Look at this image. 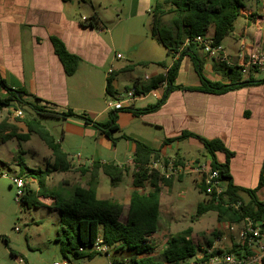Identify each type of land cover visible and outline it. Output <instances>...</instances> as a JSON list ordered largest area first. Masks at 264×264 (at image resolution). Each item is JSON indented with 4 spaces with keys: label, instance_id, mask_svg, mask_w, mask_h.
<instances>
[{
    "label": "crops",
    "instance_id": "1",
    "mask_svg": "<svg viewBox=\"0 0 264 264\" xmlns=\"http://www.w3.org/2000/svg\"><path fill=\"white\" fill-rule=\"evenodd\" d=\"M76 1L0 0V75L11 89H25L29 94L24 95L27 100H32V96H36L57 104L61 109L72 108L77 112L88 113L99 122H108L111 110L106 106L107 99L110 97L106 94V87L110 77H112L115 95H119L135 85L137 80H140V83L148 82L149 80H144L146 75L152 78L167 70L166 66H160L156 62L168 59V63H171L172 60L168 58L167 52L164 59L157 61L145 59L148 65L153 63L156 68L152 72H145L143 76L132 74L133 67H129L132 63L122 60L124 55L116 49L112 36L106 37L104 34L105 26L102 20L98 28L85 25L84 19L90 15L79 16L74 8ZM252 1H249L245 11H242V16L245 18L243 33L233 36L229 44H225V41L222 43L230 60L235 63L241 61L242 57L240 58L239 54L242 42H245L247 51L264 49V0H254V4ZM84 2L89 3L91 0ZM255 12V18L251 19L250 16ZM55 36L65 43L69 51L80 57L78 68L72 75L66 73L64 64L55 51L52 41V37ZM161 45L163 46L162 43ZM164 49L166 50L165 47ZM118 53H121L123 57L117 58ZM201 55L205 76L211 80L228 82L221 71L216 70L218 62L204 51ZM111 67L113 72L109 75L107 72ZM121 72L124 81L122 77H119ZM258 76L264 77L263 74ZM92 84L101 88L100 93L92 92L90 87ZM200 84L194 62L189 55H185L181 59L175 80V85L180 87L170 91L159 107L144 111L150 105L156 104L157 100L143 99L135 101L132 105V109H142L141 114H135L131 109L117 112L119 129L113 133V136L117 138L116 142L94 124L86 123L77 117L52 118L55 120L53 129L59 131L58 140L62 146L67 138L75 136L74 139L77 140L76 136L80 137L77 140V147L81 149L85 145H91L94 149L104 146L118 152L117 142L125 139L126 147L132 153L131 159L125 163L114 162L129 166L133 165L136 148L134 140L142 141L152 148L161 149L162 155L166 158L180 157L182 161L190 159L181 151L182 146L195 144L204 149L199 156L191 158L205 157L204 160L210 161V155L198 137L189 136L168 143H165V139L179 136L184 131L210 140L219 139L231 154L227 156L225 151H217V159L219 162L228 160L234 184L245 189L258 187L257 197L264 201V186H259L261 176H264V82L233 88L223 93L186 88L198 87ZM8 96L9 89L0 84V98ZM6 107L8 106H1L0 111H4ZM2 119L3 117L0 121ZM9 122L15 123L20 132L27 131L25 123L16 121L14 115L9 118ZM125 135L129 138L124 137ZM174 146L176 150L168 153ZM206 155H209V158ZM94 156L92 155L89 163H83L80 154L74 153L77 161L70 160L75 167L87 166L96 160L106 161L96 159ZM16 163L18 164V161ZM84 174L86 181L81 185L87 186L90 173ZM103 175L106 174L101 172L98 177L97 196L102 199L111 196L110 198L125 204L119 197H114L120 193V190L123 192L120 184L117 185L116 191L110 192L101 186ZM184 178L186 177H180L177 180ZM193 179L197 181L195 177ZM30 181L38 182L32 177ZM164 188L168 186H163L161 189V212ZM133 190L131 175L125 198L127 204ZM140 190L147 193L151 187L148 190L146 187ZM241 194L245 200L249 199L246 192L243 191ZM39 197L45 202L50 199L53 205L54 198ZM226 244L228 247L230 241Z\"/></svg>",
    "mask_w": 264,
    "mask_h": 264
},
{
    "label": "trees",
    "instance_id": "2",
    "mask_svg": "<svg viewBox=\"0 0 264 264\" xmlns=\"http://www.w3.org/2000/svg\"><path fill=\"white\" fill-rule=\"evenodd\" d=\"M248 1L250 0H155L151 9L153 14L152 34L166 48L167 56L172 62L168 63V59L157 62L158 65L167 67L166 76L161 73L152 77L146 83H140V80L136 81L135 85L137 87L149 90L165 77L168 80L169 85L164 96L144 111L156 109L165 101L170 91L180 87L175 85V80L181 59L185 55H189L194 62L201 82L200 86L186 87L188 89L196 88L204 92L223 93L233 88L264 82V77H259L257 70L251 69L244 74L240 70V66L236 64L218 63L216 66V70L221 71L228 82L211 80L203 73L201 52L204 51V45L199 42L198 37L210 36L213 45H222L224 39L234 31L235 23L243 15L242 11ZM255 16L256 12L250 18L253 19ZM84 24L92 28H98L101 26V19L96 13H93L84 19ZM52 41L56 53L64 64L66 73L68 75L74 74L78 68L79 55L69 51L60 38L52 37ZM146 63L136 62L129 67L132 68ZM0 84L9 89V96L0 98V107L7 105L17 109V106L28 104L33 109V113H26L23 110V116L16 118V121H23L27 127V131L23 133L19 132V128L15 123L9 122L8 117L3 118L0 121V141L5 142L12 138L27 141L32 134H37L51 150L53 161L48 162L45 169L26 166L22 156L19 155L20 173L35 178L39 185L37 192L26 187V193L20 201L29 204V197L34 194L54 198V205L60 211V224L56 240L61 243L64 258L69 259V255H72L77 259H92L96 255L105 254L90 250L98 239L102 240L103 245L108 246V255L112 253L110 264H180L182 261L185 262L197 256L202 248L192 239L191 228L173 234L167 239L162 258L159 259L153 254L155 248L151 237L157 232L161 218V189L163 186H172L175 180L174 176L166 178L160 172L148 166L153 159L164 157L161 149L152 148L142 141L134 140L136 148L132 166L128 164L120 165L114 161L102 162L96 160L90 165L75 167L69 158V153L64 150L58 137L55 136L54 129L51 130L43 123L44 118L67 119L77 117L86 123L94 124L101 132L116 142L117 138L113 136V133L119 129L117 112L131 109L135 114H141L142 109H132L131 107L111 110L110 120L99 122L86 112H77L72 108L61 109L57 104L36 96H32V100H27L24 95L29 94L25 89H11L1 75ZM106 94L115 95L112 87V77L108 79ZM189 136L198 137L202 141L207 153L210 155L212 167L220 170V177L226 184L224 193L219 197L212 195L210 198L198 203L197 215H202L209 210H216L220 219H223L226 215H229L230 219L232 218L236 222L242 221L247 216L255 221L263 219L264 201L259 200L257 197L256 190L258 187L245 189L235 185L229 171L228 160L226 162L218 161L217 151H225L227 156L231 154L221 140H210L192 132L184 131L179 136L165 139V143ZM124 137L129 138L127 135ZM175 160L178 164L184 162L180 157H175ZM72 169L79 170L82 173H90L87 186L77 184L65 194L63 191L54 192L49 190L47 179L52 172H66ZM101 172L110 178L112 186L119 185L124 176L131 173L134 190L131 193L125 219H122L125 209L124 204L97 196L98 177ZM147 184L150 185L151 190L147 193L141 192L140 189L146 187ZM198 186L200 191L204 193L205 186L203 183L199 182ZM259 186H264L263 175ZM243 191L248 194V200H245L242 196L241 192ZM237 202H241L238 208L232 205ZM32 203L38 204L39 202L32 201ZM2 237L8 242L6 236L3 235ZM208 243L209 246L213 245L211 240ZM231 251L237 255L242 254L238 244H235ZM221 252L220 248H216L212 254L215 255ZM11 253L14 255L13 251ZM79 264L87 263L80 262ZM262 264H264V261Z\"/></svg>",
    "mask_w": 264,
    "mask_h": 264
},
{
    "label": "rangeland",
    "instance_id": "3",
    "mask_svg": "<svg viewBox=\"0 0 264 264\" xmlns=\"http://www.w3.org/2000/svg\"><path fill=\"white\" fill-rule=\"evenodd\" d=\"M154 3L155 0H91L89 3L77 0L74 8L79 16L96 13L101 18L105 26L104 34L106 37L112 36L116 43V49L124 55L122 60L129 63L138 61L146 63L145 59L157 61L166 58V50L159 39L152 34L153 14L151 9ZM244 22V16L237 19L234 31L224 39L225 44L231 43L233 36L243 33ZM155 68L153 63L136 65L133 67L132 74L143 76L145 72H152ZM261 74L264 75V72ZM122 75V72L119 73V77ZM122 80L124 81L123 77ZM90 87L94 93L101 91L99 86L92 84ZM146 100H153V98L149 96ZM19 107L26 113H33V109L28 104L16 108ZM14 110L15 107L13 106L6 107L4 111H0V118L12 117ZM43 123L52 130L55 120L44 118ZM58 132L57 130L54 131L56 137H59ZM74 138L75 136L69 137L63 143V147L69 152L72 161H77L74 153L80 154L83 163H89L92 155H96L94 156L96 159L116 161L117 163H125L131 159L132 153L126 147L125 139H120V142H117L118 152H116L113 148L104 146L94 149L91 145H85L81 149L77 147V140L80 137L76 136L77 140ZM203 149L195 144H187L182 146L181 151L190 157L185 161H203L205 157L191 158L199 156ZM175 150L176 146L170 149L168 153H173ZM19 155L22 156L25 165L31 168L45 169L48 162L53 160L51 159V150L37 134H33L27 141H19L16 138L5 142L0 141V172L8 175L0 178V264H53L55 261H61L64 257L61 251V243L56 240L60 224V211L54 202L51 205L50 199H47L46 203L36 194L29 197V204L17 201L16 187L13 185L10 176L16 174L15 171L20 173V165L16 163ZM206 157L209 158V155ZM20 174L28 180L27 187L37 192L39 189L38 182L30 181V177L23 175V173ZM180 176L186 178L177 180ZM193 177L196 178L197 183ZM130 178L131 173L124 176L119 185L123 192L120 190V193L114 196L125 202L122 219H125L128 209L125 198L127 197ZM85 179V174L76 169L65 173L54 171L47 179V186L51 191H63L65 194L75 185L84 184ZM174 179H176L174 184L164 188L162 194L163 205L159 227L151 240L155 248L153 253L155 257L162 258L167 239L171 235L181 233L188 228L192 230V239L201 248L207 246L210 240L215 246L226 248L227 241L237 239L239 223L230 219L229 215L220 219L216 210H209L202 215H197L198 203L206 200L207 196L200 191L195 173H180ZM101 186L107 192L117 190V186L111 185L107 175L102 176ZM149 188L150 185L147 184L146 190ZM110 197L106 196V199L114 200ZM32 201L39 203L33 204ZM3 235L6 236L8 242L2 237ZM11 251L14 252V255ZM19 258L23 259L22 262H19ZM68 258L76 264L80 262L108 264L112 260V253L110 255L99 254L92 259H77L72 255H69ZM78 261L80 262L78 263Z\"/></svg>",
    "mask_w": 264,
    "mask_h": 264
},
{
    "label": "built area",
    "instance_id": "4",
    "mask_svg": "<svg viewBox=\"0 0 264 264\" xmlns=\"http://www.w3.org/2000/svg\"><path fill=\"white\" fill-rule=\"evenodd\" d=\"M198 40L204 45V51L209 57L214 58L218 63H227L229 65H238L240 70L246 74L251 69H255L260 73L264 72V49H254L251 51L246 50L245 42H242L240 47V62H233L230 60L229 55L225 52L223 45H213L210 36H199ZM117 58L123 57L121 53L116 55ZM167 71V70H166ZM166 71L162 74L166 76ZM113 68H109L107 74H111ZM151 77L146 75L144 80L148 81ZM168 80L165 77L155 87L149 90L141 89L136 85L131 86L119 95L110 96L107 99V107L110 110H120L123 108H130L137 100H143L151 96L154 100L161 99L167 88ZM23 109L17 108L14 110L15 117L23 116ZM151 169L160 172L166 178L176 176L180 173H195L198 183L201 182L205 186L204 194L207 198L212 195L219 197L225 191V182L220 177V170L213 168L210 161L207 160H190L183 163H177L175 158L158 157L151 161L148 165ZM8 175L0 172L1 177ZM13 185L16 187V199L18 202L23 198L26 193L28 180L16 173L10 176ZM241 202L232 204L238 208ZM237 239L230 240L228 247L205 246L198 252L197 256L190 258L188 261L180 262V264H262L264 261V228L250 216L245 217L242 221L238 222ZM231 227V226H230ZM154 235H152L153 237ZM151 237V239H152ZM235 244L240 246L241 255H237L231 249ZM220 248L221 253L213 255L212 252ZM91 251L101 252L108 255V246L102 244V240L98 239L95 245L90 249ZM228 250V251H227ZM19 258V262H22ZM111 262L109 261L108 264ZM53 264H74L70 259L64 258L61 261H55Z\"/></svg>",
    "mask_w": 264,
    "mask_h": 264
},
{
    "label": "water",
    "instance_id": "5",
    "mask_svg": "<svg viewBox=\"0 0 264 264\" xmlns=\"http://www.w3.org/2000/svg\"><path fill=\"white\" fill-rule=\"evenodd\" d=\"M259 222V224L264 228V217H263V219H261L260 221H258Z\"/></svg>",
    "mask_w": 264,
    "mask_h": 264
}]
</instances>
